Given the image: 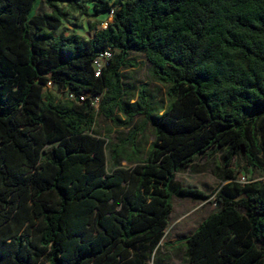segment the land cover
<instances>
[{
  "label": "trees",
  "instance_id": "1",
  "mask_svg": "<svg viewBox=\"0 0 264 264\" xmlns=\"http://www.w3.org/2000/svg\"><path fill=\"white\" fill-rule=\"evenodd\" d=\"M38 1L0 0V264H157L172 197H210L175 174L210 151L224 167L220 208L185 239L187 262L264 264V180L232 168L242 152L264 171V0H43L50 12L31 17ZM72 12L111 18L93 38L56 35ZM132 52L167 85L166 108L144 88L131 103ZM97 98L113 122L144 116L154 130L143 155L134 131L111 145L112 170L91 132Z\"/></svg>",
  "mask_w": 264,
  "mask_h": 264
},
{
  "label": "rangeland",
  "instance_id": "2",
  "mask_svg": "<svg viewBox=\"0 0 264 264\" xmlns=\"http://www.w3.org/2000/svg\"><path fill=\"white\" fill-rule=\"evenodd\" d=\"M114 3L116 0H106ZM90 14L93 13L91 4H88ZM50 9L43 0H39L35 5L32 16L48 14ZM111 18V13H102L98 17L80 16L78 13H70L68 21L56 32L70 35L78 34L85 38H93L96 30L91 27L97 22L101 24L98 29L107 28V22ZM129 60L134 67L128 66L123 70V85L128 96H132L134 103L138 100V93L142 88L146 90V97L155 108H166L170 103L168 87L159 82L152 73V68L143 53L132 52ZM46 91L50 92L58 100H66L67 94L59 91L52 84H48ZM96 111L95 121L91 132L99 137L106 138L108 142L109 170L113 169L111 161V145H121L134 131L137 136L136 145L141 151V155L149 149L154 142V130L150 123L145 122L144 116H137L131 126H122L106 118L99 110L100 100L94 101ZM48 149L50 147H47ZM127 163L123 162L122 166ZM221 152L210 151L199 156L190 166L178 171L175 174L174 183L183 188L198 189L210 196L208 199H195L191 196L172 197L173 212L169 217V226L165 231V236L160 243L157 253V264H188L186 258L185 239L190 236L199 225L212 213L219 210L220 206L214 200V193L221 186V171L223 170ZM232 168L235 170L241 183L248 180H264V171L253 169L246 163L245 157L240 152L233 160ZM147 264H153L151 258Z\"/></svg>",
  "mask_w": 264,
  "mask_h": 264
},
{
  "label": "built area",
  "instance_id": "3",
  "mask_svg": "<svg viewBox=\"0 0 264 264\" xmlns=\"http://www.w3.org/2000/svg\"><path fill=\"white\" fill-rule=\"evenodd\" d=\"M112 57V51L106 50L105 52L98 55V57L94 61V68L96 76H100L102 73L103 68L109 65V61ZM69 99L76 100L77 102H83L85 100L84 96L76 97L73 94H70ZM96 100H99L98 98Z\"/></svg>",
  "mask_w": 264,
  "mask_h": 264
}]
</instances>
